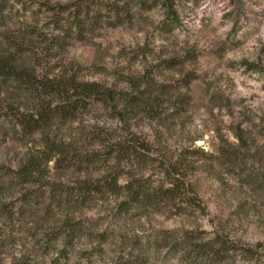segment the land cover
I'll return each instance as SVG.
<instances>
[{"label": "rangeland", "instance_id": "374dc122", "mask_svg": "<svg viewBox=\"0 0 264 264\" xmlns=\"http://www.w3.org/2000/svg\"><path fill=\"white\" fill-rule=\"evenodd\" d=\"M0 264H264V0H0Z\"/></svg>", "mask_w": 264, "mask_h": 264}, {"label": "trees", "instance_id": "16d2710c", "mask_svg": "<svg viewBox=\"0 0 264 264\" xmlns=\"http://www.w3.org/2000/svg\"><path fill=\"white\" fill-rule=\"evenodd\" d=\"M25 78L24 74H20L19 76H17V80H22ZM36 89L38 88L39 91V95L41 98H44L43 100H49V98H66V96H68L71 92L72 93H78V92H82L85 94V97H87V99H90L92 96H96L99 97L100 96V88L96 85V84H77L75 83V81H69L66 84H59L58 86H56V90L55 91H49L48 85H42V86H35ZM105 96L104 100L105 102H108V104L110 105V107L114 110H118L120 108V104L118 102H116V98H115V94L113 92H109L106 91V93H103ZM52 96V97H50ZM68 98V97H67ZM136 98L132 99L129 104H131V106H135V102ZM104 102V101H103ZM78 106L72 105L71 108H68V110H66L65 112V117L70 116V114L74 111L77 110ZM43 110V111H42ZM42 110L40 111H36V113H34V115L31 117V122L29 124H39L40 122L45 123V125L48 126L50 120H51V115H52V111H47L45 108H42ZM19 129L20 131L23 130L26 132V126H24V122L23 121H19ZM26 125V124H25ZM31 126V125H29ZM33 128V127H32ZM50 160V159H49ZM173 190H167V192H171ZM133 196L138 197L139 195H137V193L133 192ZM156 195H149L146 196L145 201L146 202H150L152 203L155 200ZM158 197V196H157Z\"/></svg>", "mask_w": 264, "mask_h": 264}]
</instances>
